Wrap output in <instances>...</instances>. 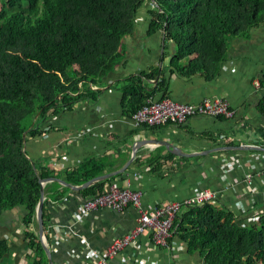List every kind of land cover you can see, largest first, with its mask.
Masks as SVG:
<instances>
[{
  "label": "crops",
  "instance_id": "1",
  "mask_svg": "<svg viewBox=\"0 0 264 264\" xmlns=\"http://www.w3.org/2000/svg\"><path fill=\"white\" fill-rule=\"evenodd\" d=\"M141 12L145 16L140 17ZM141 12L136 19L137 31L123 40L124 59L102 87L92 88L99 92L49 117L42 133L25 145L28 157L59 180L43 185H47L44 241L52 264L94 263L92 253L103 256L115 239L137 226L140 214L134 207L123 212L103 208L83 214L81 206L91 195L84 196L83 189H70L60 181L79 186L67 181L66 172L90 160L103 169L102 175L119 171L131 161L138 142L152 141L137 148L123 173L108 178L103 192L111 185L141 191L142 207L149 212L210 190L243 224L264 214V115L258 108L264 98V25L253 29L250 39L232 43L228 60L215 79L201 75L169 78L174 47L165 44L161 31L147 33L148 16L145 10ZM154 71L168 78L166 99L182 104L227 100L234 116H194L184 125L154 128L136 125L132 120L134 107H127L124 100V80L144 74L141 84L153 87L161 80V75L148 77ZM162 96L157 94L155 99ZM162 142L172 144L180 154ZM22 215V210L13 209L0 217V240L8 246L0 264H33L35 258L24 234L26 230L38 232L37 224L25 228ZM108 264L205 262L199 254H190L178 235L167 247H158L147 232Z\"/></svg>",
  "mask_w": 264,
  "mask_h": 264
},
{
  "label": "trees",
  "instance_id": "2",
  "mask_svg": "<svg viewBox=\"0 0 264 264\" xmlns=\"http://www.w3.org/2000/svg\"><path fill=\"white\" fill-rule=\"evenodd\" d=\"M143 10L147 33L161 31L165 44L174 47L169 78L215 79L232 43L250 39L252 30L264 25V0H0V217L20 209L25 228L37 224L39 179L51 178V171L29 158L24 146L42 133L49 117L99 92L92 88L102 87L124 59L123 40L133 34ZM157 75L161 80L153 87L141 84L144 74L124 80L132 116L157 94H163L158 100L167 98L168 78L158 71L148 77ZM258 108L264 115V98ZM96 166L90 160L65 178L80 186L102 175ZM108 181L83 189V195L102 194ZM171 232L167 246L178 235L205 264H264V214L243 224L217 199L182 205ZM24 235L33 264H47L37 232L26 230ZM7 250L0 240V260Z\"/></svg>",
  "mask_w": 264,
  "mask_h": 264
},
{
  "label": "built area",
  "instance_id": "3",
  "mask_svg": "<svg viewBox=\"0 0 264 264\" xmlns=\"http://www.w3.org/2000/svg\"><path fill=\"white\" fill-rule=\"evenodd\" d=\"M147 102L132 116L133 122L138 126L184 125L194 116L225 118L234 116V111L227 100H206L199 104H182L170 99L151 98ZM216 198V193L204 190L183 201L166 203L147 212L142 207L141 191L111 185L102 194L86 199L81 206V212L86 214L103 208L123 212L129 207H134L140 214L139 221L130 233L115 239L103 256L96 252L92 253V256H95L94 263L89 264H108L110 259L147 232L151 234L155 246H167L168 239L172 235L174 218L182 205L197 206Z\"/></svg>",
  "mask_w": 264,
  "mask_h": 264
},
{
  "label": "water",
  "instance_id": "4",
  "mask_svg": "<svg viewBox=\"0 0 264 264\" xmlns=\"http://www.w3.org/2000/svg\"><path fill=\"white\" fill-rule=\"evenodd\" d=\"M148 143H152V141H150V142L149 141L138 142L136 144V147H134L133 157L131 158V161L123 169H121L119 171L111 172V173H108V174H104L102 176L95 177V178H93V179H91V180H89V181L85 182L84 184H82L80 186H77V187L68 185V184H66L64 182H61V181H60V183L63 184L64 186H67L70 189L81 190V189H84V188L92 185L95 182L108 179V178H110L112 176H115V175H119V174L123 173L126 170V168L129 166V164L133 161V158L136 155L137 148L139 146H141L142 144L143 145H146ZM162 143H163L162 145L168 147L174 153L180 154L179 151L177 150V148L175 146H173L172 144L167 143V142H162ZM221 149H223V148H221ZM24 150H25V146H24ZM49 181H59V180L58 179H55V178L39 179V184H40V197H39L38 204L36 206L35 218H36V222H37L38 239H39L40 244H41V247H42V249H43V251H44V253H45L46 257H47V264H52L50 250L45 245V241H44V226H43V217H42V214H43V204H44V188H43V185L46 182H49Z\"/></svg>",
  "mask_w": 264,
  "mask_h": 264
},
{
  "label": "rangeland",
  "instance_id": "5",
  "mask_svg": "<svg viewBox=\"0 0 264 264\" xmlns=\"http://www.w3.org/2000/svg\"><path fill=\"white\" fill-rule=\"evenodd\" d=\"M139 15H140V17H141L142 15L145 16V13H144V12H141ZM140 22H142V19L140 20ZM135 31H137V28L135 29ZM135 31H134V32H135ZM134 32H133V33H134ZM130 36H131V35H130Z\"/></svg>",
  "mask_w": 264,
  "mask_h": 264
}]
</instances>
